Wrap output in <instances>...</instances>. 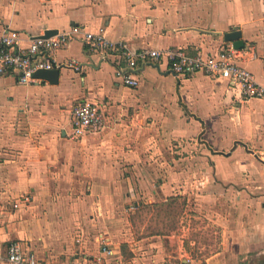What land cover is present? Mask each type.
<instances>
[{
  "label": "crops",
  "instance_id": "0c3cea01",
  "mask_svg": "<svg viewBox=\"0 0 264 264\" xmlns=\"http://www.w3.org/2000/svg\"><path fill=\"white\" fill-rule=\"evenodd\" d=\"M79 25L134 52L202 56L239 30L234 62L264 87V0H0V39L18 35L22 49L27 36ZM53 58L80 69H58L55 85L0 73V253L17 242L44 264H69L104 238V264H264V100H243L225 77L176 78L163 59L139 64L138 86L126 87L79 40ZM77 103L99 110L100 131L72 137ZM171 197L189 211L181 228L111 238L112 206Z\"/></svg>",
  "mask_w": 264,
  "mask_h": 264
},
{
  "label": "built area",
  "instance_id": "2783aa9c",
  "mask_svg": "<svg viewBox=\"0 0 264 264\" xmlns=\"http://www.w3.org/2000/svg\"><path fill=\"white\" fill-rule=\"evenodd\" d=\"M28 46L24 49L18 46L21 40L18 35H3L0 39V73L10 70L15 73L21 85L32 84L33 73L38 70H53L60 68L80 69L79 63L70 60L63 65L54 62V54L71 41L79 40L87 46L89 54L99 56L100 61L110 62L115 69V76L121 83L130 88L138 86V80L133 76L139 64L148 61L165 60L169 70L176 78L202 72L211 77H225L229 86L237 91L243 100H264V87L257 84L251 73L238 66L235 62L236 50L221 47L208 56L190 55L180 49L140 50L131 51L122 41L107 40L102 31L92 33L82 26L71 27L67 31L57 32L45 38L27 36ZM72 137L78 138L86 133H96L103 128V117L99 110L87 103H77L71 109ZM99 253L87 258L76 259L69 264H104L112 250L106 239H100ZM0 264H44L32 252H24L17 242H10L5 253H0Z\"/></svg>",
  "mask_w": 264,
  "mask_h": 264
},
{
  "label": "rangeland",
  "instance_id": "374dc122",
  "mask_svg": "<svg viewBox=\"0 0 264 264\" xmlns=\"http://www.w3.org/2000/svg\"><path fill=\"white\" fill-rule=\"evenodd\" d=\"M53 94L56 96L60 95L63 97L65 95H68V92L66 91V89L60 88L56 90ZM152 205L158 204H148L138 208L122 207L118 205L112 206L111 209L108 210L109 212L107 214L108 230L110 232L111 238L116 243H119L121 241L130 239V231L132 232L133 238H135L136 233L140 231H144L145 233L156 231L160 233H165L168 230L173 229L175 226L176 229L181 228L185 223V219L188 220L189 218V211H187L188 216L183 214L184 208L180 210L179 215L176 214V216L171 215V213L169 214L168 209H161L160 214L158 212H155L154 210H143L145 206ZM194 227L197 228V224ZM205 231L207 233L206 235H208L209 229ZM209 240H213V238H209Z\"/></svg>",
  "mask_w": 264,
  "mask_h": 264
},
{
  "label": "water",
  "instance_id": "95a60500",
  "mask_svg": "<svg viewBox=\"0 0 264 264\" xmlns=\"http://www.w3.org/2000/svg\"><path fill=\"white\" fill-rule=\"evenodd\" d=\"M56 34V31H44L43 37L48 38ZM222 39L226 43H231L234 50L238 51L244 47V43L241 40V32L239 30L229 31L222 34ZM33 79L46 81L50 85L57 84L59 77V70H38L33 73Z\"/></svg>",
  "mask_w": 264,
  "mask_h": 264
},
{
  "label": "trees",
  "instance_id": "16d2710c",
  "mask_svg": "<svg viewBox=\"0 0 264 264\" xmlns=\"http://www.w3.org/2000/svg\"><path fill=\"white\" fill-rule=\"evenodd\" d=\"M177 208V209H176ZM184 208V201L183 200H178V198H170L167 200V203L163 204H158V205H152V206H145L143 210H148L152 211L154 210L155 212H158L160 214L161 209H168L169 214L176 216L179 215L180 210ZM176 229V226L173 229L168 230L167 232L160 233L158 231L156 232H146L147 236H152V235H162V234H168L169 232L174 231Z\"/></svg>",
  "mask_w": 264,
  "mask_h": 264
}]
</instances>
